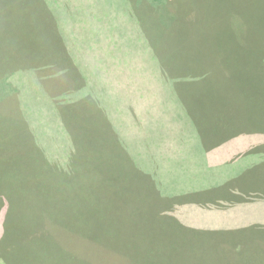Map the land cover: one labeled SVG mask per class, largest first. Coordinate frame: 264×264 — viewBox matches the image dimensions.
<instances>
[{
    "label": "rangeland",
    "instance_id": "1",
    "mask_svg": "<svg viewBox=\"0 0 264 264\" xmlns=\"http://www.w3.org/2000/svg\"><path fill=\"white\" fill-rule=\"evenodd\" d=\"M73 1L33 0L30 43L58 53L64 32L93 94L69 103L59 92L52 104L33 76L18 83L20 108L36 103L30 127L44 130L36 144L0 84V264H264V0H174L162 16L153 10L142 77L122 59L100 62L81 29H65ZM42 4L55 12L37 11ZM251 5L247 17L260 19L242 23ZM226 10L224 31L214 19ZM108 21L99 28L105 47ZM130 36L138 43L136 30ZM227 56L225 82L211 69L224 71ZM48 75L51 85L61 76Z\"/></svg>",
    "mask_w": 264,
    "mask_h": 264
},
{
    "label": "trees",
    "instance_id": "2",
    "mask_svg": "<svg viewBox=\"0 0 264 264\" xmlns=\"http://www.w3.org/2000/svg\"><path fill=\"white\" fill-rule=\"evenodd\" d=\"M103 1L113 0H85V2L84 0H79L77 1V4H75L76 15H83L84 17H87L84 15L86 14L85 10L89 15L101 12L109 17L108 22L111 23L107 24L105 27L107 32L106 36L108 37V40H110L105 47V44L101 43L99 38L101 29L93 26L96 25L101 28V24L96 23V16L94 18H86V27H84L86 29V38L84 39V46L86 45L87 47H95L97 45V48H99L98 54L99 51H101V54L98 56L99 58H97L100 60V62L104 61V57L106 62H109L111 59H115V64L119 63L120 59H122V62L125 65L124 68L128 71H126L127 74L139 73L138 76L142 77L140 73H142L143 70L149 65L148 63H150L148 61L150 58L148 53L155 45V38L152 37V32L150 31L151 20L147 22L148 17L153 12V10L157 11L162 16V13L165 12V10H169L175 1L121 0L117 6L113 5V3H106L105 5L101 6ZM35 2H37V0H35ZM30 3H33V0H0V84L5 85L6 89H10V93L4 97H1V99L5 103H10L9 113L11 116L17 118L16 121H21L22 124L26 125L28 129H26L25 132L28 133L31 141L35 142L36 144H40L42 143L40 141L42 139L40 133H43L44 130L38 132L35 130V128H32L34 125L33 119L36 111L31 106H35L36 103L33 102L35 105L30 103V113H28L26 110V103H23L22 109L20 108V102L17 97L18 83H20L21 88L22 85L26 87V84L22 83L30 81L29 79H31V76H33L32 81L35 84H38L39 88H41L40 83L45 85L42 87L44 89L47 88L49 91L45 93L49 94V97H51L52 104L53 102L56 103L55 95H57L59 92H61V94L67 92L66 94L68 96L69 103H77L81 99H88V97L93 94V92L87 89L88 84L86 80L88 77L84 76L79 71V65L76 61V57L74 56L75 54L72 52L71 45L64 36V32L62 33L61 37H64L66 41H63V38H60L61 47H59V49L57 48V50L60 52L54 53L52 49L48 51L47 48L44 47V49L41 48L39 52L33 51L29 36L32 32L33 23L38 21V13L32 8H28L31 6ZM42 5L37 6V11H44L45 9V11L52 13L55 12L53 11L54 8L52 5ZM260 6L261 5H259L258 8ZM252 8H254V6L250 7L244 12L245 17H239V19H242V23H245V19L249 18L247 15H249V10ZM20 11L24 14L18 16ZM118 15L121 17H118ZM258 17L259 16L256 13H252L247 22L251 24L254 20L260 19ZM113 18L115 20L119 19V21L122 22V32L118 30L119 28L116 26V24L113 25ZM192 19L193 16L191 17L188 15V13L185 14V21H187V23L182 30L184 33H192V27L190 26ZM214 20L217 21V26H219L221 29L224 31L228 30L229 10L217 14V19ZM100 22H102V20ZM55 24L58 25L60 23L58 20H56ZM156 24L159 26V29L163 28L160 23ZM63 25L66 26L65 29L70 32L69 27L72 26L71 23ZM134 30H136L138 34V43L130 36L133 34ZM102 35L104 36V33H102ZM154 56L158 62L162 63L161 61L164 59V56L162 58L158 54H155ZM117 58H119V60H117ZM261 60H264V57L261 58ZM225 61L226 69L224 71L218 70L214 72L217 70L214 68L211 69V72L214 78L226 82L227 80L229 81V78H232L229 77V56L226 57ZM93 63L97 64L98 62ZM196 65V61H193V68L191 69L192 71H197L195 68ZM44 71L45 73L48 71H51L52 73L56 72L57 74H61L62 77L59 75L57 77L58 80L55 81L53 85H51L49 79L46 78L49 77V72L45 74ZM247 73V76H249L248 78H250L249 72ZM207 75L209 74L207 73ZM220 75L224 77L221 79L218 77ZM138 76L136 74V78ZM44 77L46 78V81ZM184 78L185 77L182 76L180 80L182 81ZM257 79L259 81L263 80L264 75H262V77L261 75L258 76ZM6 81H8V83ZM74 91L77 93L80 91L76 97L71 95V93H74ZM91 102L93 103L92 100ZM95 104L97 103H93L92 105L95 106L96 110L105 114L107 110L100 108L99 106L97 107ZM12 105H15L14 110L11 109ZM58 105L61 106L62 104ZM108 112L110 113V111H107V113ZM108 117L111 118L109 114ZM7 181L10 186V180Z\"/></svg>",
    "mask_w": 264,
    "mask_h": 264
},
{
    "label": "crops",
    "instance_id": "3",
    "mask_svg": "<svg viewBox=\"0 0 264 264\" xmlns=\"http://www.w3.org/2000/svg\"><path fill=\"white\" fill-rule=\"evenodd\" d=\"M77 1L78 0H75V1H73L71 4L73 5V6H69L68 7V9L69 10H73V14H74V12H75V20L73 21V24H72V22H71V25L72 26H70L69 27V30H70V32L71 31H73L74 30V28H79V29H81V31H80V36H81V38L84 40L85 38H86V29L84 28V27H86V19H85V17L82 15V16H79V15H76V11H75V4H77ZM84 2H85V0H84ZM73 8V9H72ZM89 8H91V7H89ZM85 12H86V16H88V17H90V18H94L95 16H96V19H97V21H96V23H98V24H101L105 19H107V16L104 14V13H101V12H99V13H96V14H91V15H89L88 13H87V11L85 10ZM104 16V17H103ZM74 17V16H73ZM105 18V19H104ZM109 18V17H108ZM81 20V21H80ZM102 20V22H100ZM98 28H100L99 26H97ZM72 29V30H71ZM99 37H101V35L99 34ZM99 54H101V51H99ZM102 58V57H101Z\"/></svg>",
    "mask_w": 264,
    "mask_h": 264
}]
</instances>
